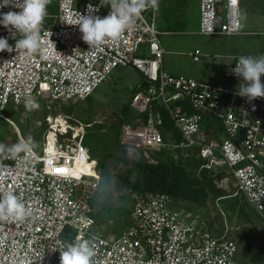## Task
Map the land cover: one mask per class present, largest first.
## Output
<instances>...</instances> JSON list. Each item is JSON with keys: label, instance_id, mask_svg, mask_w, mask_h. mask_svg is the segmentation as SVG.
Segmentation results:
<instances>
[{"label": "built area", "instance_id": "2783aa9c", "mask_svg": "<svg viewBox=\"0 0 264 264\" xmlns=\"http://www.w3.org/2000/svg\"><path fill=\"white\" fill-rule=\"evenodd\" d=\"M53 5L55 14L50 12ZM103 5V0H50L39 29L42 54L0 52V120L9 123L7 108L25 104L37 94L52 101H85L117 67L136 71L146 87L139 84L131 100L139 116L119 131V145L126 155L152 162V154L166 149H197L205 161L203 168L214 175L226 171L224 181L228 176L232 179L236 196L240 194L255 214L263 216L264 98L249 101L236 94L238 89L166 73L157 7L150 4L118 40L106 39L90 49L78 24L82 14L99 16ZM239 6L240 0L234 4L199 0L197 33L240 34ZM20 10L13 0L0 8V14ZM0 38L15 46L16 40L3 25ZM200 56L199 51L192 53L195 62ZM240 57L223 70L225 79L239 84L244 81L232 69ZM155 103L167 112L180 144L164 141ZM206 118L217 121L220 131L210 125L205 130ZM56 119L46 117L49 128L37 150L32 148L16 159L5 154L0 160V194L13 193L30 213L23 220L0 221V264H60L59 251L78 240L94 248L93 264H239L234 240L204 230L196 218L187 219L189 215L163 193H132L128 228L117 238L94 234V209L83 192L99 190V169L83 145L84 132H73L69 138L73 128L67 123L64 131L53 127ZM50 133L54 143L48 152ZM19 140L26 139L19 136ZM83 164H92V173L80 169Z\"/></svg>", "mask_w": 264, "mask_h": 264}, {"label": "rangeland", "instance_id": "374dc122", "mask_svg": "<svg viewBox=\"0 0 264 264\" xmlns=\"http://www.w3.org/2000/svg\"><path fill=\"white\" fill-rule=\"evenodd\" d=\"M198 2L199 0H179V4L182 5V17L197 30ZM193 4H195V7ZM261 7L263 8L264 5H261ZM239 10L241 31L259 32L264 30V24L261 21L259 22L260 15L257 13L256 0H241ZM110 11L111 9L101 12L99 16L104 18ZM50 12L56 13L54 5L51 6ZM171 14L176 15V12L170 10L166 20H169L168 16ZM171 29H177V27H171ZM159 38L162 45H164L163 42L171 41L174 37L161 36ZM198 42H200V39H198ZM229 43L233 45L236 53L251 55L258 52L259 48H264V36H235L232 37V41ZM141 83L142 79L139 73L127 68L117 67L111 76L101 83L85 101H59L56 107L45 109V105L50 104V99H44L37 94L31 101L38 104V108L28 109L25 104L20 106L10 105L5 111L9 123L0 120V144L10 146L14 138L18 142L19 136L31 140L34 135L42 132L44 126L46 129L42 132V139L45 138L49 127L46 120L47 116L43 118L44 110L58 112L56 109V111L53 110L57 107H65L70 110L71 114L69 116H66L63 112L54 116L53 118L57 119L55 122L53 121L52 125L61 131H64L63 125L65 123L71 126L73 131H68L67 137L69 138H71L73 132L79 135L80 132H84L85 143L88 144V149L91 151H89V156L92 152H95V156L91 157L98 158L96 160L97 168L102 165L108 172L107 179L103 182L100 180L97 192H83V194L90 196V203L94 209L96 227L93 233L105 238L119 237L130 224L129 216L132 208L131 195L133 192H126L122 189L116 178L117 176L127 175L131 182L139 180V176L131 164L139 157H128L117 140L120 128L125 123L121 122L125 118L123 114L129 112L131 108L133 90ZM40 88L42 89V86ZM87 122H91V124L87 125ZM212 122L214 123V121ZM7 125L10 127H7ZM202 126L205 127V130H208L209 126L207 124L202 123ZM47 141L49 143L48 149H52L54 135L50 134ZM167 143H172V141H167ZM170 152L175 160H184L188 156L183 150L179 153L171 149ZM4 154L6 152L0 153V160ZM122 158L127 159L126 164L120 161ZM216 186L225 190L230 197L223 201L216 200L205 205H192L177 201L175 208L184 210L189 215L187 219L196 218L199 220L204 230L216 236H229L237 242L241 250L242 241L237 238L241 234L248 238L253 250H264V213L263 216L255 214L246 205L240 194L236 196V186L229 176L226 181L217 182ZM237 211L239 212L237 213ZM239 264L251 263L244 259L243 263L239 262ZM258 264H264V260Z\"/></svg>", "mask_w": 264, "mask_h": 264}, {"label": "clouds", "instance_id": "9594fccd", "mask_svg": "<svg viewBox=\"0 0 264 264\" xmlns=\"http://www.w3.org/2000/svg\"><path fill=\"white\" fill-rule=\"evenodd\" d=\"M13 0H3L0 8L12 3ZM110 7L109 14L101 18L82 14L79 29L82 32V39L90 49L98 48L106 39L116 41L121 33L128 28L134 19L141 16L146 4L153 8L158 6V0H103ZM236 0H230L234 4ZM50 0H15V6L21 9L19 12H8L0 14V25L12 33L16 40L15 46H11L8 40L0 38V52H17V56L32 55L37 52L42 54L40 36V25L46 14V6ZM15 29V31H13ZM17 34L21 38H17ZM232 69L237 77L243 79L239 85L237 95L247 97L249 101L257 98H264V83L261 77L264 76V55L260 57L241 56ZM26 108L35 109L39 105L28 100ZM32 150L30 140H19L17 143L6 146L0 144V153H7L11 158L16 159L21 153H28ZM30 215L24 203L11 192L0 194V221L10 217L16 220H23ZM60 252V264H93L95 251L88 241H77L68 245L67 249Z\"/></svg>", "mask_w": 264, "mask_h": 264}, {"label": "trees", "instance_id": "16d2710c", "mask_svg": "<svg viewBox=\"0 0 264 264\" xmlns=\"http://www.w3.org/2000/svg\"><path fill=\"white\" fill-rule=\"evenodd\" d=\"M110 7L104 3L101 8V12L108 11ZM143 89L146 87V84H141ZM138 87L133 90V95L138 91ZM60 101V100H59ZM57 101L49 100V105H45V109H50V107H56ZM154 108L159 112L162 118V126L160 127L161 134L164 138V141H172L174 143L180 144L182 142L181 137L176 132L173 127V124L164 110V108L157 103L154 104ZM58 112H49L44 110L43 118L46 116H56L61 112L65 113L66 116L71 114L69 109L65 107H57L53 110ZM188 111H192L188 109ZM124 115V121L122 123H130L135 118L139 116V114L130 108V111L126 112ZM145 117V114H142ZM211 119L206 118L203 120L204 124L214 128L216 131H220V126L217 125L218 122ZM213 124H212V123ZM87 125H90L91 122H87ZM65 129V125H63ZM7 127H10L7 125ZM60 127V126H58ZM22 129V128H21ZM46 129L44 126L42 132ZM23 131V130H22ZM76 133L77 130L74 129ZM42 132L34 135L31 138L32 148L38 149L41 146L43 141ZM51 134V133H50ZM48 134L47 137L50 135ZM29 140V139H27ZM118 143H119V134H118ZM83 145L88 150V144L85 143V135L83 137ZM17 143L16 138L12 140L11 145ZM10 145V146H11ZM53 149V148H52ZM50 150V149H48ZM177 152L180 153L181 149H176ZM91 152V151H90ZM188 155L184 160L178 159L175 160L173 154L170 150H163L151 155V161H145L139 157V159H135L131 164L133 168L136 170L137 175L139 176V180L136 182H131L129 176H117L118 184L124 189L126 192L134 193V192H146V193H163L170 196L176 202L182 203H190L192 205H205L209 202L213 203L214 201H223L230 197V195L226 194V191L222 188L216 186V182L222 180L227 176L226 171H220L216 175H214L213 171L207 170L203 168L205 165V161L202 160L198 156V150L192 149L185 151ZM95 152H92L90 155L91 160H96L91 156H95ZM7 154V153H6ZM120 161L123 163H127L126 158H122ZM97 164V162H96ZM98 165V164H97ZM100 180L103 182L107 179V170L100 165L99 167ZM132 202V200H131ZM236 236V235H235ZM227 239H231L229 236H226ZM237 238L242 241V250L238 246V255L237 258L240 263H243L244 259L248 260L251 264H258L262 260H264V250H253L251 243L248 241V238L243 234L238 235ZM233 240V239H232ZM236 242V241H235ZM237 243V242H236Z\"/></svg>", "mask_w": 264, "mask_h": 264}, {"label": "crops", "instance_id": "0c3cea01", "mask_svg": "<svg viewBox=\"0 0 264 264\" xmlns=\"http://www.w3.org/2000/svg\"><path fill=\"white\" fill-rule=\"evenodd\" d=\"M193 5L195 7V4ZM261 5H264V0H256L257 13L260 15L259 22L261 21L264 24V7L262 8ZM170 10L175 11L176 15L171 14L168 16L169 20H166ZM181 10L182 5L179 4V0H158L156 25L161 32L160 37H174L171 41L163 42L164 45H162L159 38L161 46L165 50L162 58V69L170 75L192 78L204 83L222 84L228 88L238 89L239 83L223 77L224 68L239 56L258 58L264 55V48H259L258 52L251 55L238 54L233 45L229 43L232 41V37L235 36L199 35L197 29L189 25L187 20L182 17ZM171 27H177V29H171ZM251 35L264 36V30L259 32L242 30L236 37ZM198 39H200V42H198ZM195 51H199L201 54L197 62L192 58V53ZM261 82L264 83V76L261 77ZM224 178L218 182L224 181ZM176 203L175 201V205Z\"/></svg>", "mask_w": 264, "mask_h": 264}, {"label": "bare ground", "instance_id": "6f19581e", "mask_svg": "<svg viewBox=\"0 0 264 264\" xmlns=\"http://www.w3.org/2000/svg\"><path fill=\"white\" fill-rule=\"evenodd\" d=\"M51 150H52V149L47 150V151H48V152H51ZM80 169H82L84 172L92 173V165H91V164H90V165L83 164V165L81 166Z\"/></svg>", "mask_w": 264, "mask_h": 264}, {"label": "snow or ice", "instance_id": "6c2138e0", "mask_svg": "<svg viewBox=\"0 0 264 264\" xmlns=\"http://www.w3.org/2000/svg\"><path fill=\"white\" fill-rule=\"evenodd\" d=\"M58 172H63L64 170L63 169H57Z\"/></svg>", "mask_w": 264, "mask_h": 264}]
</instances>
